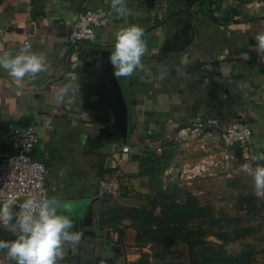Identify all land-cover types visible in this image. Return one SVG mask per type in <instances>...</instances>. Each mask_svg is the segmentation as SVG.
<instances>
[{"label": "crops", "instance_id": "0c3cea01", "mask_svg": "<svg viewBox=\"0 0 264 264\" xmlns=\"http://www.w3.org/2000/svg\"><path fill=\"white\" fill-rule=\"evenodd\" d=\"M126 6L119 14L111 0H0V55H15L29 42L49 65L23 81L0 67V130L35 128L33 158L49 168V198L69 204L71 212H60L83 232L74 249L65 245L59 264H138L147 251L131 220L112 224V215L150 195L146 158L165 149L170 135L198 122L207 124L211 136L221 135L244 121L253 141L242 157L264 155V51L255 50L264 6L248 8L245 0H126ZM85 8L111 11L112 23L96 30L95 41L62 53ZM131 25L143 28L147 51L142 68L117 77L129 107L124 141L94 104L108 79L103 52L111 54L116 32ZM124 145L130 153L122 152ZM102 179H114L119 192L101 196ZM13 239L0 224V240ZM5 253L0 251V264H16Z\"/></svg>", "mask_w": 264, "mask_h": 264}, {"label": "rangeland", "instance_id": "374dc122", "mask_svg": "<svg viewBox=\"0 0 264 264\" xmlns=\"http://www.w3.org/2000/svg\"><path fill=\"white\" fill-rule=\"evenodd\" d=\"M178 135L167 138L166 146L175 151L177 159L158 178L162 189L171 190L173 198L183 205L195 204L204 209L189 225L207 232L204 240L210 252H226L232 258L230 264H264V198L254 194L253 178L240 171L242 164L255 167L260 162L239 158L238 149L227 148L221 135ZM184 169L196 171L185 173ZM150 189V195L133 201L134 207L152 209L157 183L151 181ZM160 211L157 208L156 215ZM225 233L224 240L217 235ZM148 234L142 244L152 256L150 264L189 263L199 256L200 248L192 250L182 242H154Z\"/></svg>", "mask_w": 264, "mask_h": 264}, {"label": "clouds", "instance_id": "9594fccd", "mask_svg": "<svg viewBox=\"0 0 264 264\" xmlns=\"http://www.w3.org/2000/svg\"><path fill=\"white\" fill-rule=\"evenodd\" d=\"M114 11L124 14L128 11L126 0H111ZM256 51H264V32L255 37ZM147 51L143 28L137 25L124 27L116 32L114 51L108 60L116 77L127 78L138 68H142V57ZM0 67L17 81L35 79L49 65L42 53L31 51L25 44L15 55L5 51L0 55ZM264 159V155L253 156V161ZM240 171L250 175L254 181V194L264 198V166L245 163ZM14 206L19 211L13 213ZM71 212V206L55 197L36 199L29 197L17 205L16 196L9 194L0 206V224L12 233L15 239L0 240V251L7 250V256L16 264H59L66 255L65 245L73 249L81 242L83 232L76 230V224L69 215L61 214L60 209Z\"/></svg>", "mask_w": 264, "mask_h": 264}, {"label": "built area", "instance_id": "2783aa9c", "mask_svg": "<svg viewBox=\"0 0 264 264\" xmlns=\"http://www.w3.org/2000/svg\"><path fill=\"white\" fill-rule=\"evenodd\" d=\"M248 8L263 7L264 0H245ZM113 13L109 10L98 8H85L78 15L67 38L66 47L61 51L65 53L70 47L77 46L86 41L96 40V30L108 27L112 23ZM4 30L0 27V36ZM29 44V42H26ZM189 132L210 135L207 124L195 123L193 127L182 129L178 136H187ZM223 144L229 149H240L247 154L253 141L251 126L244 121H237L221 133ZM38 135L33 126H15L8 130H0V206L9 194L16 196L17 205L29 197L36 199L49 198L47 179L49 168L42 162L33 158V152L38 143ZM124 154L131 152L129 145L122 148ZM196 169H184L185 173H193ZM98 192L101 196L116 195L119 185L114 179H102L98 182ZM13 212L19 211L14 206ZM7 260H11L4 254ZM62 261V260H61ZM60 261V262H61ZM97 264H109L105 260Z\"/></svg>", "mask_w": 264, "mask_h": 264}, {"label": "trees", "instance_id": "16d2710c", "mask_svg": "<svg viewBox=\"0 0 264 264\" xmlns=\"http://www.w3.org/2000/svg\"><path fill=\"white\" fill-rule=\"evenodd\" d=\"M238 149V148H236ZM238 157L242 158L241 150L238 149ZM175 157V151L171 148H165L161 152L151 151L146 158V173L149 174L152 181L157 183V194L152 201V209H139L137 207H117L112 215V224L125 219H130L132 226L136 230L137 239L142 243L144 236L152 234L154 242H182L188 245L192 250L200 248L199 256L194 257L189 263H169V264H230L231 257L221 250L210 252L206 247L207 232L203 227H192L189 221L197 214H202L204 209L193 205H183L176 198H173L171 190H163L160 178L164 175L166 169ZM262 166L264 164L260 162ZM156 180V181H155ZM174 190V189H173ZM169 192V193H168ZM160 207V214L156 215L155 210ZM208 213L207 210L204 215ZM121 214V215H120ZM144 234V235H143ZM218 237L224 240V236ZM154 236L156 238H154ZM228 237V236H227ZM226 237V238H227ZM224 238V239H223ZM204 261H202V259ZM152 256L149 253H143L138 264H150Z\"/></svg>", "mask_w": 264, "mask_h": 264}, {"label": "water", "instance_id": "95a60500", "mask_svg": "<svg viewBox=\"0 0 264 264\" xmlns=\"http://www.w3.org/2000/svg\"><path fill=\"white\" fill-rule=\"evenodd\" d=\"M109 52H103V57L106 58L107 71L106 83L101 82L102 91L104 92L103 98L99 99L94 106L103 118V122H112L118 129V133L127 141L129 133V107L124 97L122 87L118 78L113 75L114 69L109 63ZM105 84H108L109 91L106 89ZM109 92V93H108Z\"/></svg>", "mask_w": 264, "mask_h": 264}]
</instances>
